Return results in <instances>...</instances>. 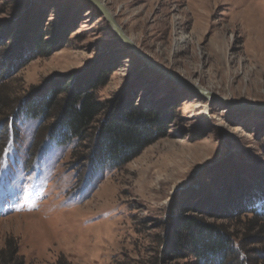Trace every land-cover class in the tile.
<instances>
[{
  "label": "rangeland",
  "instance_id": "374dc122",
  "mask_svg": "<svg viewBox=\"0 0 264 264\" xmlns=\"http://www.w3.org/2000/svg\"><path fill=\"white\" fill-rule=\"evenodd\" d=\"M100 1L168 74L133 55L87 2L0 0V49L28 53L57 25L70 31L58 52L0 81V253L17 249L24 264H192L169 253L177 219L222 213L242 196L258 212L264 204V113L233 108L264 106V0ZM98 75L99 101L131 97L176 120L122 169L91 175L73 145L37 149L47 124L11 114L35 90ZM248 216L207 220L240 245ZM251 243L245 252L264 249Z\"/></svg>",
  "mask_w": 264,
  "mask_h": 264
},
{
  "label": "trees",
  "instance_id": "16d2710c",
  "mask_svg": "<svg viewBox=\"0 0 264 264\" xmlns=\"http://www.w3.org/2000/svg\"><path fill=\"white\" fill-rule=\"evenodd\" d=\"M62 27L64 25H57L46 39H34L28 53L19 51L14 55L12 50L0 49V81L8 80L12 72L16 73L30 60L49 58L58 52L70 33ZM105 82V78L98 75L87 80H70L63 87L53 85L46 92L35 90L32 96L15 104L11 117L40 119L47 124L37 137V149L47 142L58 147L73 145L75 152L81 151L77 165L82 164L89 174L120 170L146 148L167 138L176 117L172 111L159 106L146 103L135 106L131 97L126 99L119 95L109 101H99L96 92ZM242 198L222 213L177 219L174 225L178 229L169 251L174 260L187 259L192 264H264V249L245 252L244 246L246 242L264 246V204L258 212L252 202L242 203ZM192 211L200 213L193 206L188 213ZM242 215L246 218L252 215L249 230L255 234L247 232L240 245L235 244V236L226 225L207 220L234 221ZM10 252L9 258L5 257L6 252L0 253V264H24L17 258V249ZM59 264L68 263L62 260Z\"/></svg>",
  "mask_w": 264,
  "mask_h": 264
},
{
  "label": "water",
  "instance_id": "95a60500",
  "mask_svg": "<svg viewBox=\"0 0 264 264\" xmlns=\"http://www.w3.org/2000/svg\"><path fill=\"white\" fill-rule=\"evenodd\" d=\"M84 2L89 3L92 5L103 17L104 20L109 24L110 28L113 30V32L116 34L118 39L126 46L127 49H129L133 55H135L137 58H139L143 63H145L147 66L150 68H153L163 74H168L166 71H164L161 67H159L157 64H155L153 61H151L147 56H145L136 46L135 44L124 34L122 28L118 25L115 17L112 15V13L107 9L105 4H103L100 0H81ZM193 90L199 94L202 95L206 98L218 101V102H223L227 103L226 100L219 98L212 93L199 89L194 87ZM233 105V104H232ZM236 106L234 105V109H248L254 112H260L264 113V106H256V105H245L244 107L242 106Z\"/></svg>",
  "mask_w": 264,
  "mask_h": 264
}]
</instances>
